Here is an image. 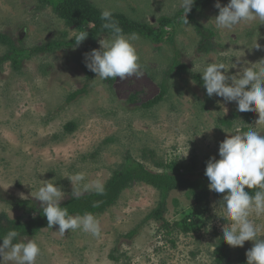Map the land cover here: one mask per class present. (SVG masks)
<instances>
[{
    "label": "rangeland",
    "instance_id": "rangeland-1",
    "mask_svg": "<svg viewBox=\"0 0 264 264\" xmlns=\"http://www.w3.org/2000/svg\"><path fill=\"white\" fill-rule=\"evenodd\" d=\"M88 1L100 11L122 13L154 28L158 18L172 16L181 9L179 0ZM216 2L196 18L202 27L213 32L208 38V52L198 50L200 37L191 24L176 29L173 46L154 45L135 36L131 42L139 56L140 74L117 77L108 86L94 73L87 93L70 103L66 102L67 97L83 87L90 72L84 54L98 49L99 40L111 35H98L93 44L86 38L78 47L31 56L19 70H13L8 62L3 64L0 197L40 205L31 193L40 186L39 180L54 179L65 193V200L72 191L88 192L83 189L85 183L99 180L105 184L125 157L140 160L141 150L146 149L152 150L161 162L175 161L200 176L209 157L219 158V143L231 135L226 132L255 127L264 134V124L256 123L258 112L253 111L252 122L247 123L235 102L225 103L215 94L209 97L204 87L192 83V75L202 73L206 58L207 62H223L226 67L236 64V68L228 69L229 75H235L241 66L258 69L264 60V21L255 19L232 30H217L211 21L218 15ZM219 3L224 6L228 0ZM74 31L78 30L67 27L50 5H40L37 0H0V32L19 48L31 49L55 40L69 42ZM175 50L188 72L170 75L164 99L150 109L143 108L159 93ZM6 51L7 47L0 45V58ZM254 63L257 64L249 65ZM221 119L233 121L231 128L222 125ZM70 122L75 128L67 132L64 126ZM145 166L151 172L161 171L148 162ZM80 172L85 174V180L72 185L67 177ZM21 193L27 199H22ZM223 195L209 190L204 206L189 199L185 190L170 192L165 199L163 220L172 224L184 217L199 216L206 223L199 231L167 234L162 222L145 221L160 203V193L134 183L122 192L114 206L95 216L99 235L79 229L60 235L56 232L58 226L42 229L34 237L41 249L36 264H221L215 262L214 252L222 226L228 223L219 216ZM1 213L9 219L25 220L28 216L22 208L0 200ZM250 219L262 229L264 238V214L253 213ZM209 224L211 228L207 230ZM134 228L137 234L132 239L125 238ZM252 246V241H245L243 247H231L225 261L240 264L238 257L242 255L247 260L245 253Z\"/></svg>",
    "mask_w": 264,
    "mask_h": 264
},
{
    "label": "clouds",
    "instance_id": "clouds-1",
    "mask_svg": "<svg viewBox=\"0 0 264 264\" xmlns=\"http://www.w3.org/2000/svg\"><path fill=\"white\" fill-rule=\"evenodd\" d=\"M193 4L194 0H179L178 7L183 9L185 24L186 14ZM214 6L219 11L211 21L217 30H232L242 22L255 19L264 21V0H228L224 6L217 0ZM101 19L105 21L103 28L110 29L112 35L99 40L98 49L84 54L86 68L95 73L100 81L140 74L139 56L131 42L135 38L134 34L126 37L112 19L110 10H102ZM71 36L75 41L74 47H78L87 38L88 32L74 31ZM256 47L259 45L256 44ZM207 61V58L203 61L204 67L200 74L207 95L211 97L215 94L223 98L225 103L235 102L239 112H258L256 123L264 124V60L259 62L261 66L258 69L241 66L235 75L227 73L229 68H236V64L231 63L226 67L223 62ZM226 133L231 135L219 143V158L209 157L204 173L210 182L209 190L224 194L219 201L222 210L219 216L228 223L222 226V240L231 247H243L245 241H252L253 246L245 253L246 264H264L262 229L250 219L253 213L257 216L264 214V134L255 130V127ZM67 178L72 185L80 184L85 180V174L80 172ZM39 183L40 186L31 196L41 202L48 228L58 225L56 232L60 235H64L66 230L77 229L99 235V222L92 213L73 216L67 207L61 206L65 193L54 179L39 180ZM253 188L259 190L251 195L248 189ZM83 189L93 190L99 195L105 192L104 184L99 180L83 184ZM71 194L78 199L83 192L77 190ZM20 196L27 199L23 193ZM210 228L209 224L207 230ZM0 240V264H36L41 252L36 239H29L21 236L17 230L9 229L0 236Z\"/></svg>",
    "mask_w": 264,
    "mask_h": 264
},
{
    "label": "trees",
    "instance_id": "trees-1",
    "mask_svg": "<svg viewBox=\"0 0 264 264\" xmlns=\"http://www.w3.org/2000/svg\"><path fill=\"white\" fill-rule=\"evenodd\" d=\"M215 0H194L191 10L186 14L187 24L184 22L183 9L177 10L172 16H161L157 20V27L147 23L132 20L122 13H112V19L122 29L125 36H137L154 45L169 44L174 45V37L176 29L180 25L191 24L194 26L195 32L200 37L198 50L206 53L210 50L208 38L213 36L211 29L202 27L197 22V15L205 10ZM40 5H50L59 19H61L67 27L77 29L78 31L85 30L88 32L87 39L91 44L95 41L98 35H112L110 29L103 28L105 21L101 19V11L92 5L88 0H37ZM0 45L7 47L6 53L0 58V67L5 63H10L13 70H19L23 62L31 56L51 53L62 48L75 45V41H53L31 49H22L15 45L14 41L6 34L0 32ZM179 53L175 50L169 67L165 72V78L160 84L159 93L143 105V108L150 109L158 105L167 95V78L172 74H185L188 68L179 60ZM93 72H89L86 76V82L83 87L71 93L66 102L70 103L79 95L85 94L88 91L91 82L93 81ZM193 80L204 87L199 74L192 75ZM115 78L104 80L108 86H111ZM132 99H130L131 101ZM244 120L247 123L252 122V112H244ZM227 128H231L233 121L221 119L220 122ZM75 128L73 122L67 123L64 130L72 132ZM156 157L152 150H141L140 160H136L131 156L124 158V162L117 169H114L110 178L104 184L105 192L103 195L97 194L91 190L83 193L80 198L76 199L70 195L67 199L61 201L62 207H67L69 214L83 215L85 212H90L94 216L102 215L112 206H114L122 192L130 188L134 183L145 184L161 195V201L158 206L146 217L145 221L153 220L162 222V227L167 230V234L177 231L186 234L193 231L201 230L205 221L197 216L196 218L184 217L170 224L163 220V212L165 210V199L172 191L185 190L189 199L193 200L197 205L207 206L209 198V180L203 175L194 176L192 170L179 165L177 162H161ZM151 163L155 168L160 169V172H151L145 166V163ZM190 174V175H189ZM188 175V176H187ZM247 190V189H246ZM259 190L256 188L248 189L251 195ZM215 192V191H214ZM0 200L5 204L14 208H22L28 214L23 220L21 217L9 219L6 214H0V236L6 234L9 229H15L20 232L21 236H27L29 239L36 237L42 229L47 227V219L43 215V210L40 205L30 200H17L8 196L0 197ZM58 225H53L55 227ZM138 230L137 228L129 231L124 237L132 239ZM2 243V240H0ZM231 246L227 245L222 240V234L215 245V262L221 264H229L225 261L229 256ZM112 258V257H111ZM114 259V258H112ZM117 261L116 259H114ZM246 259L241 255L238 257L240 264H246Z\"/></svg>",
    "mask_w": 264,
    "mask_h": 264
}]
</instances>
